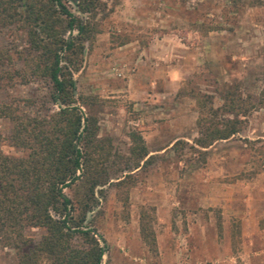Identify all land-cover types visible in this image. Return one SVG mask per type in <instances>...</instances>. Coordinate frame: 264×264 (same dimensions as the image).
<instances>
[{"label": "rangeland", "instance_id": "374dc122", "mask_svg": "<svg viewBox=\"0 0 264 264\" xmlns=\"http://www.w3.org/2000/svg\"><path fill=\"white\" fill-rule=\"evenodd\" d=\"M102 2L100 32L85 44L75 94L96 120L93 152L107 175L87 220L106 248L103 264H264V108L241 117L239 134L202 148L196 98L211 96L219 106L238 88L257 103L264 0ZM66 3L84 22L91 17L77 0ZM25 41L3 35L0 48L21 50ZM44 87L0 84V104L44 97ZM51 111L58 107L49 104ZM12 130L0 119V155L23 157L7 141ZM134 134L146 145L141 160ZM80 191L65 193L75 199ZM143 216L154 247L143 238ZM28 235L38 241L44 231ZM0 264H19L16 252L0 247Z\"/></svg>", "mask_w": 264, "mask_h": 264}, {"label": "trees", "instance_id": "16d2710c", "mask_svg": "<svg viewBox=\"0 0 264 264\" xmlns=\"http://www.w3.org/2000/svg\"><path fill=\"white\" fill-rule=\"evenodd\" d=\"M67 1L0 0V37L22 34L26 40L21 50L0 48V84L42 82L46 90L44 97L0 104V119L13 125L8 143L26 153L0 155V247L15 251L19 264H103L106 254L87 220L98 206L95 192L107 175L94 157L96 120L85 115L75 94L85 44L100 32L95 20L105 6L102 0H77L79 11L91 15L84 22ZM196 98L197 145L202 148L239 134L241 117L264 108V89L256 104L238 88L227 90L219 106L211 96ZM49 104L58 111L47 113ZM22 105L46 114L24 111ZM132 138L133 155L145 158L143 138ZM73 187L81 189L75 199L65 193ZM146 220L143 216L142 235L154 247L155 235ZM34 229L44 231L38 241L28 235Z\"/></svg>", "mask_w": 264, "mask_h": 264}, {"label": "water", "instance_id": "95a60500", "mask_svg": "<svg viewBox=\"0 0 264 264\" xmlns=\"http://www.w3.org/2000/svg\"><path fill=\"white\" fill-rule=\"evenodd\" d=\"M76 94H77V91H76Z\"/></svg>", "mask_w": 264, "mask_h": 264}]
</instances>
